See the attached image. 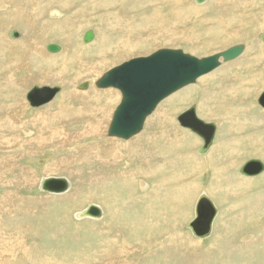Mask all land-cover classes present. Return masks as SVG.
Returning a JSON list of instances; mask_svg holds the SVG:
<instances>
[{
  "label": "rangeland",
  "instance_id": "1",
  "mask_svg": "<svg viewBox=\"0 0 264 264\" xmlns=\"http://www.w3.org/2000/svg\"><path fill=\"white\" fill-rule=\"evenodd\" d=\"M89 1L93 3L86 4V2ZM37 2H41V0H37ZM50 2L51 1L48 3L47 12L43 11L44 13L42 12L40 15L34 16V14L30 12V7H33L35 3L34 0H0V39H3L5 42L2 51L0 50V62H3L2 59L4 60V58L8 62H14V77L16 76L15 78L17 79L15 82L7 81L11 86L6 85L5 76L9 74V69L8 71L3 70L2 74L0 73V118L16 116L13 117V119H16L15 125H20L27 119L33 118L35 113L43 109V107H50L55 104V101L58 102L62 93L73 90L76 84L74 81L78 77L80 78L84 75L83 67L85 65L92 66L98 63V65L101 64L100 68L93 74V77H90L91 79H81L79 84L77 83V89L79 90L80 86L88 83L90 87L86 90H80H94L104 95L107 94L108 96H102L101 99H88L86 103L94 107L106 104L108 110H112V107L117 108L120 104L119 101L118 104L117 98H115L113 94H119L122 97L121 92L114 88H110V90L97 89L93 84H95L99 76L124 62L137 57L149 56L160 49H181L186 53L194 54L197 58L208 57L240 44L247 45L248 49L241 58L239 67L229 73L226 78H218V76L210 77L211 74L206 75L195 84L188 88H183L170 97L172 98L179 93H183L187 89L196 88V91L189 97L188 101L182 99L180 104H175L171 108L167 107L165 104L170 98L162 101L155 113L161 107L163 113H167V111L170 110L172 118L176 120L169 119L166 114L164 116L166 120L163 121V123H160L161 119L159 118L157 122L153 123V120L150 121V119L155 113L149 117L140 135H142L143 132L150 135V137L148 135L149 139L147 142L148 144L146 143V149L148 153H151L149 154L152 155L151 158L156 155L155 159L152 160V163L153 161L155 162L152 168L159 169L161 165L164 164L165 160L168 163L167 159L169 158L173 160L175 164L174 166L168 167L167 171L163 170L154 175H148L147 178L144 177L145 175L138 176L144 183L148 184L146 189H140L141 185L138 186V182L132 181L131 184H129L132 190V201L130 206L128 205L129 201L127 198L128 185H126L123 180L121 181V178L114 177L112 178V183H102L107 191V193H103L102 188L104 187L99 183H92L93 180L89 179L94 168L92 169L91 165H88V162L85 161L80 169V172L84 173V176L82 173H80L81 175L76 173L71 175L69 178L72 183V189L65 194L57 195V201L53 203L46 202L48 207L44 206L43 209L42 206L39 207L37 203L33 205L27 204V210H34L32 216L26 218V214L19 211V209L22 208L15 209L14 213L5 212L4 214L0 207V242L4 243V238H8L11 242L18 239L19 243L21 242L30 248L32 246L33 250L31 251L36 256L31 257L27 255L25 251L18 250L16 255H10L16 256L15 259L5 256L0 250V264H55V260L58 263L67 264H106L113 260L126 263L129 262L131 264H256V262H258V264H264V248H258L260 251L255 250V259H253L252 255L248 257L249 253H247V251L240 256L236 253L239 246L246 244L242 242L245 236L251 237L252 235V237L255 238L259 235V231L263 232L264 230V203L262 202V197H264V173L255 177H247L240 173L242 166L250 160L258 159L264 162V146L261 148V146L249 139V136L253 138V140H255V137L264 136V123L260 125L259 122L255 121V119L262 117V113L264 112V109L258 104L259 95L264 90V44L261 43L262 41L260 38L264 33V0H256V2L245 0V3L243 2L240 4L239 1L235 3V0H226V2L224 0L222 2L221 0L220 2L219 0H208L206 1L207 3L205 2L201 5L197 4L196 0H65V2H67L66 6L70 3L73 5L69 6V8L71 7L70 9L64 8L62 17L56 19L49 15V10L53 9L59 11L62 8L59 7L58 2H52V4ZM3 4L8 5L7 10L1 8ZM27 7L29 8L27 9ZM70 14L75 15V20H77L76 23H78L77 29L73 28L72 31L69 29L72 28V25H69L70 27L64 33L57 27L50 28L47 30V33L44 32V24L64 21L68 19ZM223 16L226 17L225 21H222ZM12 17L15 18V23L10 25L9 22ZM107 25L110 26L107 28ZM12 30L19 31L22 37L17 40L10 38ZM88 30H93L97 33V42L94 49L89 47L93 45V43L84 45L83 42L84 34ZM5 36L7 37L6 39ZM174 36L178 39L171 44L167 43V40ZM190 38H192L191 42L189 41ZM68 39H71V43H69L70 50H68V60L64 61L62 59V62L57 64H53L52 61L48 63L49 60L41 58L38 59L42 62L36 60V58L31 59V57H29V60V58L24 55L23 46H21V50L19 51L14 50L11 46V43L26 40L25 43L28 48L38 49L40 55L46 58L47 54L49 56L51 55L46 50L47 45L58 44L62 49H66L65 46ZM34 40L35 42H33ZM122 40H124V42ZM192 43L198 44L200 50L194 51L191 49L193 46ZM135 47H137L138 51ZM192 50L196 53H193ZM127 51L129 52L127 53ZM18 52H20L21 55H19ZM61 53L62 51L53 55H59ZM44 70L46 71L44 72ZM46 72H50L51 75L56 74L55 76L60 77H55V79L50 78L48 81H44V74ZM41 73L43 75H41ZM207 77H209L207 83L202 84L201 80ZM37 85L40 87H60L62 91L51 104L49 103L39 108H32L29 106V103L24 101V104H22L17 100L22 96L24 100V93ZM91 86L93 87L92 89ZM206 95H209L208 98H206ZM121 97L119 99L120 101ZM107 100L114 101H112V103L109 102L107 105V102H105ZM68 101L71 103L70 107L79 106L77 100L69 99ZM68 101H64L66 106L69 105ZM200 103L203 104L202 108L200 107ZM192 105H198L197 114H199L204 121L212 122L217 126L216 144L214 145L218 144L219 146L217 145V151L212 154L213 160L216 161V164H219L216 165V169L209 167L208 170L206 168V170H201V172L200 169H195L196 163L193 165L190 164V166L186 163L185 156L187 152L196 153V151H198L199 153V149L203 145V141L198 135L179 126L180 124L177 121L179 115ZM206 105L210 108H204ZM248 108L249 112L245 111ZM19 109L22 110L21 113H19ZM59 109L62 110L60 106H56L52 113L54 114L60 111ZM211 110L214 112L215 116L209 117L208 112ZM226 113L228 114L227 120L229 119V121L223 122L220 116L224 118ZM228 116L230 118L233 117L235 120H232L235 121L236 124L239 119L249 118L247 128L241 130L237 126H230L231 119ZM251 119L257 124L256 127H253V122L251 123L250 121ZM61 120H63V118H61ZM86 120V115H83L80 119H66L62 122V125L58 124V126L61 130L64 129L67 131L68 134L74 132L82 133L85 130L83 125H85ZM149 121L151 123H149ZM151 124L153 126H151ZM27 128L30 129L31 132H34L31 133V137L35 138L36 132L32 127ZM167 131H169L168 135H171L169 139L170 147H166L165 152L156 150V147H161L164 143H167L168 137L165 136V133H168ZM1 133L0 136L2 135ZM182 133L186 134V136L190 135L191 137H187L181 144H175L174 142L177 136H181ZM4 134L11 135L12 137L16 135L18 138H12V143H10L11 147L0 146V156H15V159L11 160L7 166H5L6 162L2 164L3 168L0 170H2L1 172L5 175V177L3 176V180L5 178L6 180H12L15 175L18 176L23 166H27L34 170L36 175L38 174L41 177L46 176L44 173L45 167L54 160L67 158L71 154L78 156L79 153H81L79 150L82 144L93 145L96 143L94 136H90L79 139L83 141L77 142V144L74 142L75 145H73L72 148H68L65 147L68 145V141L63 140V147L60 146L58 149H54V145L47 146L37 154H29L26 150L21 148V143L24 144V141L28 140L29 137L24 129L18 128L12 131L8 130L5 131ZM154 135H157L156 140L158 139V142L153 143L151 141ZM138 136L139 135H137V137ZM103 138L111 139V137H108L107 131L104 132ZM132 139L134 138L129 139V141ZM100 140L104 141L103 139ZM118 140L116 141L120 142L121 139ZM197 140L201 143H198ZM1 141H3L2 137H0V142ZM101 141L97 142L99 143ZM122 141L128 142V140ZM260 142H264V137L263 140H259L258 143ZM214 145L210 150L213 149ZM107 149L108 151L111 150V148L108 147ZM210 150L203 154L204 156L202 157H207ZM219 154L221 157H219ZM23 155L25 157H23ZM201 155L202 154L199 153V156ZM176 158L178 164L174 161ZM127 160L129 161V159ZM112 161L118 162L117 160ZM125 162L126 158L116 167L113 166L107 168V170L105 169V172L109 171L111 174L121 175L125 171L129 172L130 170L134 171L141 168L137 166L138 162L131 164L129 167H125L123 164ZM11 165L14 166L13 171L10 170L12 167ZM72 168L77 171L80 167L74 164ZM145 168L146 166H144V170ZM217 169H224V173L219 175L216 174L215 170ZM63 174L65 173H60L59 175L67 176ZM230 175L239 176L241 178L247 177L250 179L251 183L240 190L239 185H241V179L233 182V178ZM214 176L217 177L219 182L226 178L221 185V187H228L226 191H220L219 187L218 190L214 189L212 184ZM183 184L193 185V191L190 193L188 192L187 195L185 193L183 195H178L177 192H175V188L181 187ZM34 185L21 186V188L14 184L2 185L1 183L0 196L3 198L7 192H15L24 199L33 195L39 196L41 193L38 185ZM161 185L168 187L173 194L167 197V199H164L161 190L162 193L158 198H156V196L153 197L156 200L146 198L145 195H149L154 186L159 187ZM142 187H145V185ZM231 187H234L233 190ZM239 190L241 193L238 192ZM206 191L217 194V199L214 200L211 194L207 193L216 203L218 210L220 209V214L218 212L217 220H215L213 228L215 234L213 233L210 238L200 242L194 239L191 231L187 228V224L195 217L196 200L201 195V192ZM75 193H81V198L75 200V202L69 203L70 199L68 198V194L73 195ZM195 194L196 197H194ZM257 196L260 200L259 210L262 212L260 213V218L253 221L249 219L246 220L245 218L243 224L238 225V234H233L229 229V225L236 228L237 225L233 223V221H236L235 216L249 213V207L254 203ZM143 198L146 200L142 201ZM124 202H126L125 205ZM17 204L21 205V202L17 201L14 205ZM90 204H97L104 208L105 216L102 217L104 221L102 219H73L72 226H69L72 228L69 229L66 228L68 227L66 226L68 225L66 221L71 216L70 214H66L62 216L65 217L66 220L62 219L58 227L61 228L60 231L62 230L61 234H63V236L51 235V231L54 230V228L50 222L51 220L57 221L58 216L57 214H55L56 217L53 213L50 214V212H48L49 209L52 212L54 208L58 206L60 211H64L66 207H68V209L74 208V211L79 210L78 212L81 213ZM1 205L5 207L2 202ZM239 208H241V212L238 210ZM7 209L9 208L6 207L4 210ZM15 213L18 215L13 218ZM82 221H90L91 223L83 227L82 230L75 231L77 225L74 224V222ZM25 222L31 223L33 226L28 228L27 225L25 226ZM39 227H43L41 234L38 233L40 232L38 229ZM21 230L25 232L23 233ZM58 231L59 230H54L52 233L57 234ZM66 231L69 232L66 233ZM101 231H106V233H101ZM26 235L27 237L25 238ZM193 240H196L198 244H194L192 242ZM15 241L12 244H15ZM63 243L65 244L63 245ZM247 245L250 244L248 243ZM35 246L37 247L35 248ZM2 248L5 249V247ZM106 249L109 252H113L116 258L113 255H110L109 258ZM124 249H127L128 252ZM194 251L197 255H195V260L187 259L186 255ZM47 252H49L52 261L45 258V253ZM64 253H67L66 256H64ZM208 253L211 255V258L206 257ZM97 254L98 256H96ZM41 258H43V260ZM96 258L99 262H94ZM252 259L254 262L250 263L249 261ZM116 264L118 263L116 262Z\"/></svg>",
  "mask_w": 264,
  "mask_h": 264
},
{
  "label": "bare ground",
  "instance_id": "2",
  "mask_svg": "<svg viewBox=\"0 0 264 264\" xmlns=\"http://www.w3.org/2000/svg\"><path fill=\"white\" fill-rule=\"evenodd\" d=\"M35 1V3H34V5H33V7H30V9H31V11L30 12H32L33 14H34V16H37V15H40L43 11L44 12H47L48 10V3H49V1H51L50 3L52 4V2H58V4H59V7L60 8H62L61 10H53V9H51V10H49V15L52 17V18H60V17H62V12H63V9L64 8H67V9H70L69 8V6H72L73 4L72 3H70L68 6H66L67 4V2H65V0H41V2H37V0H34ZM39 1V0H38ZM153 1H155V0H153ZM206 1H208V0H206ZM223 0H221V2H222ZM225 2H226V0H224ZM239 1V4L240 3H243L245 0H235V3L236 2H238ZM248 1H250V2H256V0H248ZM219 2H220V0H219ZM91 3H93L92 1H89V2H86V4H91ZM151 3V2H150ZM207 3V2H206ZM224 3V2H223ZM245 3V2H244ZM156 4V3H155ZM135 5V4H134ZM154 5V4H153ZM197 5V4H196ZM220 5V4H219ZM226 5V4H225ZM2 7L1 8H3V9H5V10H7L8 9V5L7 4H3V5H1ZM198 6H200V5H198ZM221 6V5H220ZM223 6V5H222ZM243 6V5H242ZM10 7V6H9ZM119 7V6H118ZM225 7V6H224ZM29 7H27V9H28ZM120 8V7H119ZM234 8V7H233ZM12 9V8H11ZM26 9V10H27ZM97 9V8H96ZM129 9V8H128ZM131 10V9H130ZM129 10V11H130ZM28 11V10H27ZM43 12V13H44ZM109 12V11H108ZM117 12V11H116ZM11 14V13H10ZM122 15V14H121ZM144 15V14H143ZM155 15V14H154ZM157 15H158V13H157ZM64 16V15H63ZM159 16V15H158ZM123 17V16H122ZM127 17H128V15H127ZM152 17V16H151ZM2 18V17H1ZM49 18V17H48ZM124 18V17H123ZM149 18V17H148ZM223 18V20L222 21H225L226 20V17L225 16H223L222 17ZM11 19V18H10ZM76 18H75V15L74 14H70V16L68 17V19H66V20H64V21H61V22H55V23H52V24H44L43 26V29H44V32H46L47 33V30H49L50 28H52V27H57L62 33H64L65 31H67L68 30V28L70 27L69 25H72V28H69L70 30H72L73 31V28L75 29L76 27H77V25H78V23H76V21L77 20H75ZM140 19V18H139ZM14 20H15V18L14 17H12V19L10 20V22H9V24L10 25H13L15 22H14ZM50 20V19H49ZM104 20H105V18H104ZM117 20V19H116ZM126 20V19H125ZM158 20V19H157ZM151 21V20H150ZM46 22V21H45ZM95 22V21H94ZM25 23V22H24ZM110 23H111V21H110ZM122 24V23H121ZM131 24V23H130ZM263 24H264V22H263ZM102 25V24H101ZM111 25V24H110ZM110 25H107V28H108V26H110ZM28 26V25H27ZM36 26V25H35ZM29 27V26H28ZM133 27V26H132ZM1 28V27H0ZM211 28V27H210ZM21 29V28H20ZM25 29H26V27H25ZM42 29V30H43ZM77 29V28H76ZM148 29V28H147ZM225 29V28H224ZM29 30V29H28ZM31 30V29H30ZM51 31V30H50ZM80 32V31H79ZM236 32V31H235ZM71 33V32H70ZM81 33V32H80ZM94 33H96V32H94ZM103 33V32H102ZM130 33V32H129ZM131 34V33H130ZM130 34H128V35H130ZM32 35V34H31ZM107 35V34H106ZM263 35H264V33H263ZM7 36V35H6ZM5 36V39L8 37H6ZM33 36V35H32ZM132 36V35H131ZM156 36V35H155ZM21 37H22V34H21ZM104 37V36H103ZM124 37V36H123ZM123 37H121V38H123ZM262 37V36H261ZM260 37V38H261ZM11 38V37H10ZM67 38H69V37H67ZM84 38V37H83ZM23 39V38H22ZM100 39V38H99ZM105 39H106V37H105ZM142 39V38H141ZM140 39V40H141ZM178 38L177 37H172L171 39H169V40H167V43H173L174 41H176ZM191 39L192 38H190V42H191ZM15 40H17V39H15ZM70 40L71 39H68L67 41H66V49H62V53L61 54H59V55H53V54H51V53H49V54H51L50 56L47 54V57L45 58V57H42L41 55H40V52H38V49H35V48H33V49H35V50H33V49H30V48H28L27 46H26V43H25V41L26 40H24V41H20V42H17V43H11V46H12V48L14 49V50H21V46H23L24 48H23V50H24V55L27 57V58H29V57H31V59L33 58H36V60H38V61H40V62H42L41 60H39L38 58H41V59H46V60H49L48 61V63L50 62V61H52V63L53 64H57V63H59V62H62V59L64 60V61H67L68 60V57H69V52H68V50H70L69 49V43H71L70 42ZM107 40V39H106ZM110 40V39H109ZM108 40V41H109ZM128 40V39H127ZM126 40V41H127ZM244 40V39H243ZM123 42H124V40H122ZM148 41V40H147ZM261 41H262V38H261ZM33 42H35V40L33 41ZM38 42V41H37ZM96 42H97V33L95 34V39L93 40V42H91V43H89V44H87V45H90V44H92L93 43V45H91V46H89L90 48H95L96 47ZM106 42V41H105ZM117 42H119V41H117ZM245 42H246V40H245ZM4 40L3 39H0V50L2 51V48H3V46H4ZM30 43V42H29ZM44 43V42H43ZM120 43H122V42H120ZM129 43V42H128ZM131 43V42H130ZM134 43V42H133ZM136 43V42H135ZM139 43V42H138ZM141 43V42H140ZM261 43H263V41L261 42ZM46 44V43H45ZM100 44V43H99ZM193 44V46L191 47V49H193L194 51H197V50H200V48L198 47V44H196V43H192ZM264 44V43H263ZM35 45V44H34ZM84 45H85V43H84ZM122 45V44H121ZM141 45H142V43H141ZM240 45H243L244 46V52H243V54L239 57V58H237L236 60H232V61H229V62H224L223 64H222V66L221 67H219L218 69H216L215 71H213L212 73H210V74H207V75H210V77H216V76H218V78H226L227 76H228V74L229 73H231L233 70H236L238 67H239V65L241 64V58L244 56V54L246 53V51H247V45H245V44H240ZM9 46V45H8ZM41 46V45H40ZM39 46V47H40ZM98 46V45H97ZM100 46V45H99ZM255 46V45H254ZM35 47V46H34ZM111 47V46H110ZM110 47H109V49H110ZM132 47V46H131ZM142 47V46H141ZM234 47V46H233ZM252 47V46H251ZM32 48V47H31ZM46 48H47V46H46ZM88 48V47H87ZM99 48V47H98ZM231 48V47H230ZM122 49V48H121ZM126 49V48H125ZM135 49L137 50V47H135ZM254 49V48H253ZM84 50V49H83ZM104 50V49H103ZM134 50V49H133ZM192 50V52L193 53H196V52H194ZM101 51V50H100ZM122 51V50H121ZM138 51V50H137ZM225 51V50H224ZM254 51V50H253ZM118 52V51H117ZM129 51H127V53H128ZM223 52V51H222ZM99 53V52H98ZM104 53V52H103ZM131 53H133V52H131ZM135 53V52H134ZM186 53V52H185ZM220 53V52H219ZM18 54L19 55H21V53L20 52H18ZM101 54V53H100ZM187 54H189V53H187ZM214 54V53H213ZM215 54H218V53H215ZM134 55V54H133ZM190 55H192V56H194V54H190ZM82 56V55H81ZM86 56V55H85ZM99 56V55H98ZM104 56V55H103ZM150 56V55H149ZM212 56V55H211ZM196 57V56H195ZM246 57V56H245ZM263 57V56H262ZM1 58V57H0ZM105 58V57H104ZM103 58V59H104ZM29 60H30V58H29ZM132 60V59H131ZM251 60V59H250ZM2 61L3 62H0V73L2 74V72H3V70H7L8 71V69H9V74L7 75V76H5L6 77V85H9V86H11L7 81H11V82H15L17 79L14 77V62H12V61H10V62H8L5 58H4V60L2 59ZM130 61V60H129ZM28 62V61H27ZM72 62V61H71ZM246 62H247V60H246ZM29 63V62H28ZM27 63V64H28ZM245 63V62H244ZM248 63V62H247ZM259 63V62H258ZM30 64V63H29ZM99 64V63H98ZM98 64H96V65H92V66H84L83 68V70H84V75L82 76V77H78L74 82H76V84L74 85V89L73 90H70V91H67V92H64V93H62L61 95H60V99L58 100V102H56L55 101V104H53V105H51L50 107H43V109H41V110H39L37 113H35V116L33 117V118H29V119H27L25 122H22L20 125H15L14 123H15V120L16 119H13V117H16V116H11V117H3V118H0V133L2 134L0 137H2L3 138V141H1L0 142V146H10L11 144L10 143H12V138H18V136H11V135H6V134H4V132L5 131H8V130H10V131H12V130H14V129H18V128H22V129H24V131L28 134V140H25L24 141V144H22L21 143V148H23L24 150H26L29 154H37L39 151H42V149L44 148V147H47V146H52V145H54L55 146V148L54 149H58L60 146H62V144H63V140H67L68 142H67V144L68 145H66L65 147H70V148H72L73 147V145H75L74 144V142L77 144V142H81V141H83V140H79V139H82V138H86V137H90V136H94V139L96 140L95 142V144H93V145H87V144H85V145H83L82 144V147H80V152L81 153H79V155L78 156H76L75 154H71V155H69L67 158H60L59 160H54L52 163H50V164H48V166H46L45 167V170H44V173L46 174V176H43V177H41V176H39L38 174L36 175V173H35V171L34 170H32L31 168H29V167H27V166H23V168H21V171H20V174L17 176V175H15L14 176V178L12 179V180H6V178L3 180V176L5 177V175L3 174V172H1L2 170H0V184L2 183V185H7V184H14V185H16V186H18V187H24V186H27V185H31V186H33L34 184H36V185H38V188H39V191H40V193L43 195V197H41V196H39L38 198H34L35 199V201H34V199H33V197L31 198V197H29V198H27V199H24L23 197H21V196H19L17 193H15V192H7L6 193V195L3 197V198H1V196H0V207L2 208L1 209V211L5 214V212L6 213H14V210L15 209H18V208H22V209H19V211L20 212H24L25 214H26V218H28V217H30V216H32V214L34 213V210L32 211V209L31 210H27V209H25V208H23V206L22 205H24V204H26V205H24V206H27V204H28V202L29 201H32L34 204L35 203H37V204H39V207L40 206H42V209L44 208V206L45 207H48V205H46V202H51V203H53L54 201H57L58 199H57V195H54V194H49V193H45V192H42L41 190H40V186H41V182H42V180L44 179V178H47V177H61L62 175H59L60 173H65V174H67L69 177H71V175H73L74 173H76V174H79V175H81L80 173H82V172H80V169H81V167L83 166V164H84V162L85 161H87L88 162V165H91V167H92V169L94 168V170H92V172H91V174H90V178L89 179H91V180H93V182L92 183H94V184H100V185H102L104 188H102V190H103V193H107V191H106V189H105V186L102 184V183H106V184H108V183H112L113 182V180H112V178H114V177H118V178H121V181L123 180V182L126 184V185H128V190H127V193H128V196H127V198H128V201H129V203H128V205L130 206V203H131V201H132V199H131V196H132V190L130 189V185L129 184H131V182L132 181H136V182H138L137 183V185L138 186H140L141 188L140 189H143V188H145L146 189V187H148V184H146V183H144V181L142 180V179H140V178H138V176L140 177V176H144V177H148V175L149 176H151V175H154V174H156L157 172H161V171H163V170H165V171H167V168L168 167H170V166H174V164L175 163H173V160H171L170 158L169 159H167L168 160V163H167V161L165 160L164 161V164H162L161 165V167L159 168V169H156V168H152L153 166H154V161H153V163H152V160H154L155 159V157H156V155H154L152 158H151V156L152 155H149V154H151V153H148V151H147V149H146V143L148 142V139H149V137H150V135L149 134H147V133H142V135H140V134H138L139 136L137 137V135L136 136H134L133 138L134 139H132V140H130L129 141V139H128V142H126V141H122V140H126V139H121L120 140V142H118L119 140L118 139H120V138H118V139H116V138H114V137H111V139L109 138V139H104L103 138V135H104V132L105 131H107V133H108V129H109V125H110V123H111V121H112V115H114L113 114V112H114V110H115V108L114 107H112V110L110 109V110H108V106H106V104L105 105H103V104H101L100 106H93V105H89V104H87L86 103V100H88V99H94V98H98V99H101V97L102 96H108L107 94H102L101 92H97V91H94V90H92V91H82V90H78L77 88V86H78V84H79V81H81V79L82 80H84V79H89L90 77H93V74H95V71H97L99 68H100V65H98ZM250 64V63H249ZM26 65V64H25ZM24 65V66H25ZM65 65V64H64ZM243 65V64H242ZM248 65V64H247ZM27 68V67H26ZM25 68V69H26ZM22 69V68H21ZM42 69V68H41ZM45 69V68H44ZM16 70V69H15ZM20 71V70H19ZM28 71V70H27ZM46 70H44V72H45ZM49 71H51V70H49ZM78 72V71H77ZM76 72V73H77ZM80 72V71H79ZM81 72H82V70H81ZM52 73V72H51ZM64 73V72H63ZM97 73V72H96ZM105 74V73H104ZM27 75V74H26ZM31 75V74H30ZM40 75V74H39ZM41 75H43L42 73H41ZM45 76V78H44V81H48L50 78H54L55 79V77L56 78H58V77H60V76H55V75H51L50 74V72H46L45 74H44ZM28 76V75H27ZM102 76V75H101ZM101 76H99L98 78H97V80L99 79V78H101ZM206 75H204V76H202V77H200L199 79H201V78H203V77H205ZM18 77V76H17ZM24 78V77H23ZM209 77H207V78H205V79H202L201 80V83L202 84H205V83H207V81L209 80L208 79ZM30 79V78H29ZM91 79V78H90ZM198 79V80H199ZM23 80V79H22ZM93 80V79H92ZM92 80H90V81H92ZM94 80H96V79H94ZM97 80H96V82H97ZM197 80V81H198ZM2 82V81H1ZM4 82V81H3ZM19 82V81H18ZM22 82V81H21ZM25 82V81H24ZM96 82H95V84H93L94 86H96ZM26 83V82H25ZM78 83V84H77ZM233 83V82H232ZM245 84V83H244ZM63 85V84H62ZM22 86V85H21ZM38 86V85H37ZM48 86V85H47ZM191 86V85H190ZM190 86H187L186 88H188V87H190ZM42 87V86H41ZM88 87H90V86H88ZM93 87L91 86V89H92ZM96 88L97 89H99L97 86H96ZM233 88V87H232ZM107 89H109L110 90V88H107ZM185 89V88H184ZM235 89V88H234ZM25 90V89H24ZM102 90V89H101ZM100 91V90H99ZM117 91H118V89H117ZM196 91V88H192V89H187L186 91H184L183 93H179V94H177L176 96H174V97H172V98H170V97H168V98H170L168 101H167V103H165L166 104V106L167 107H169V108H171L172 106H174L175 104H180V101L182 100V99H184V100H186V101H188V99H189V97H191V95L194 93ZM208 91V90H207ZM220 91V90H219ZM231 91V90H230ZM179 92V91H178ZM264 92V90L260 93V95L262 94ZM27 91H26V93H24L25 95H24V100H23V96L20 98V99H17L19 102H21L22 104H24V101L26 102V103H28V101H27V99H26V95H27ZM113 93V92H112ZM120 93V92H119ZM258 93V92H257ZM230 94V93H229ZM249 94H251V93H249ZM174 95V94H173ZM210 95V94H209ZM209 95H206V98H208V96ZM259 95V96H260ZM113 96L115 97V98H117V102L119 101L120 102V95L119 94H113ZM256 96H257V94H256ZM103 97V98H104ZM215 97V96H214ZM168 98H166V99H168ZM212 98V97H211ZM56 99V97L51 101V102H49L50 104L54 101ZM61 99H62V101H61ZM69 99H71V100H77L78 101V103H79V106L78 107H70V101H68ZM165 99V100H166ZM89 100V101H90ZM165 100H163V101H165ZM64 101H68L69 102V105H65V102ZM112 101H114V100H112ZM112 101H110V100H107V101H105V102H107V105L109 104V102L110 103H112ZM72 102V101H71ZM119 102H118V104H119ZM210 102V101H209ZM215 102V101H214ZM49 103H47V104H49ZM114 103V102H113ZM47 104H45V105H47ZM201 104V103H200ZM199 104V105H200ZM19 105V104H18ZM45 105H43V106H45ZM111 105V104H110ZM160 105V104H159ZM159 105H158V107H159ZM30 106V105H29ZM56 106H60V108H62V110H60V111H57L56 113H52L53 112V109L56 107ZM62 106V107H61ZM42 107V106H41ZM157 107V108H158ZM200 107L202 108L203 107V104H201L200 105ZM114 108V109H113ZM204 108H210L208 105H206ZM263 109H264V107H262ZM167 109V108H166ZM20 110V109H19ZM19 110H18V112H19ZM157 110V109H156ZM188 110V109H187ZM213 110V109H212ZM209 111L208 112V115H209V117L210 116H215V114H214V112L213 111ZM21 111L22 110H20V112L19 113H21ZM163 111H164V109H163ZM166 111V110H165ZM198 111V105H197V108H196V113H198L197 112ZM245 111H247V112H249V108L247 109V110H245ZM155 113V112H154ZM153 113V114H154ZM165 113V114H164ZM162 112V109H161V107L158 109V111L155 113V115H153V117L150 119V121L151 120H153V123H155V122H157V120H158V118L159 119H161V121H160V123H163V121H165L166 119H165V115L167 114V117L169 118V119H172V120H176L175 118H172V115L170 114V110H168L167 111V113L166 112ZM183 113V112H182ZM181 113V114H182ZM261 113V112H260ZM83 115H86V122H85V125H83L84 127H85V130H84V132H82V133H77V132H74V133H70V134H68L67 133V131H65L64 129L63 130H61V128L58 126V124H60V125H62L63 123L62 122H64V120H66V119H80ZM198 115V117L199 118H201L200 116H199V114H197ZM223 115V114H222ZM227 113H226V115H224L225 117L224 118H222L223 116H220V119L223 121V122H228L229 121V119L227 120ZM262 117H260L259 119H255V121L256 122H259V124L261 125L262 123H264V112L262 113ZM8 116V115H7ZM180 116V115H179ZM201 116H202V114H201ZM233 116V115H232ZM166 117V118H167ZM229 117V116H228ZM61 118H63V120H61ZM179 118V117H178ZM230 118V117H229ZM3 119V120H2ZM149 119V118H148ZM148 119H147V121H148ZM202 119V118H201ZM231 120H230V126H237V127H239L241 130H245L246 128H247V125H248V121H249V118H247V119H239V120H237L238 121V123L236 124V122L235 121H233L232 119H234L233 117L232 118H230ZM203 120V119H202ZM218 120V119H217ZM226 120V121H225ZM235 120V119H234ZM146 121V122H147ZM149 121V123H151ZM178 121V120H177ZM251 121V123L253 122V120L251 119L250 120ZM110 122V123H109ZM148 123V124H149ZM178 123H179V121H178ZM109 124V125H108ZM159 124V123H158ZM180 124V123H179ZM145 125H146V123H145ZM151 126H153L152 124H151ZM164 126V125H163ZM179 126H181V125H179ZM257 126V124H255L254 122H253V127H256ZM27 127H32V129L36 132V137L35 138H32L31 137V133H34V132H31L30 131V129H28ZM150 127V126H149ZM182 127V126H181ZM180 127V128H181ZM184 128V127H183ZM238 128V129H239ZM258 128V127H257ZM148 129V128H147ZM163 129V128H162ZM235 129V128H234ZM168 130V129H167ZM169 130H171V129H169ZM177 130V129H176ZM186 130H187V128H186ZM188 130H190V129H188ZM229 130H230V128H229ZM23 131V130H22ZM164 131V130H163ZM191 131V130H190ZM168 133H165V136L166 137H168L167 139H168V141H167V143H164V145H162L161 147H156V150H158V151H163V152H165V148L166 147H170L169 146V139H170V136L168 135L169 134V131H167ZM189 132V131H188ZM177 133V132H176ZM192 133H194V132H192ZM171 134V133H170ZM191 134V133H190ZM257 134V133H256ZM255 134V135H256ZM148 135H149V137H148ZM197 135V134H196ZM217 135V134H216ZM159 136V135H158ZM186 134H184V133H182V135L180 136H177V138H176V141L174 142L175 144L176 143H182L185 139H187V137H191L190 135L189 136H186ZM31 137V138H30ZM183 137V138H182ZM264 137V136H263ZM263 137H255V140H253V138H250V136H249V139L250 140H252L253 142H255V143H257L259 146H261V148H263V146H264V142H260V143H258L259 142V140L260 141H262L263 140ZM20 138V137H19ZM156 138H157V135H154L153 137H152V139H151V141L154 143V142H158V139L156 140ZM183 140H182V139ZM201 138V137H200ZM100 139H103L104 141H101ZM113 139V140H112ZM118 140V141H116V140ZM131 139V138H130ZM216 139V138H215ZM219 139V138H218ZM231 139V138H230ZM14 140V139H13ZM17 140V139H16ZM156 140V141H155ZM19 141H20V139H19ZM85 141V140H84ZM97 141H101V142H97ZM150 141V142H151ZM203 141V140H202ZM231 141V140H230ZM8 142V143H7ZM172 142V141H171ZM197 142L199 143L200 141L199 140H197ZM17 143V142H16ZM70 143H72V144H70ZM173 143V144H174ZM201 143V142H200ZM27 144V145H26ZM70 144V145H69ZM92 144V143H91ZM148 144V143H147ZM179 144V145H180ZM197 144V143H196ZM195 144V145H196ZM214 144H216V142H214ZM221 144V143H220ZM239 144V143H238ZM20 145V144H19ZM87 145V146H86ZM218 145V144H217ZM217 145H214V147H213V149H209L210 150V153H208L207 155V157H202V156H204L203 154L201 155V156H199V153H198V151H196V153L195 152H193V153H191V152H187V154H186V163H187V165L189 164V166H190V164L191 165H193L194 163H196V166H195V169H200V171L201 170H206V168H207V170H208V168L209 167H213V169H216V165H219V164H216V161H214L213 160V158H212V154H213V152H216L217 151V149H216V147H217ZM57 146V147H56ZM81 146V145H80ZM219 146V145H218ZM226 146V145H225ZM11 147V146H10ZM63 147V146H62ZM64 147V148H65ZM107 147L108 148H111V150L110 151H108V149H107ZM148 147V146H147ZM150 147V146H149ZM197 147V146H196ZM239 147V146H238ZM1 148V147H0ZM20 148V147H19ZM150 148H152V147H150ZM177 148V147H176ZM47 149V148H46ZM79 149V148H78ZM237 149V148H236ZM168 150V149H167ZM208 150V151H209ZM207 151V152H208ZM238 151V150H237ZM43 152H44V150H43ZM206 152V153H207ZM240 152V151H239ZM154 153V152H153ZM9 154V153H8ZM178 154V153H177ZM205 154V153H204ZM19 155V154H18ZM183 156V155H182ZM23 157H25L24 155H23ZM23 157H21V158H23ZM178 157V156H177ZM219 157H221V155L219 154ZM126 158V162L125 163H123L124 164V166L125 167H129L131 164H135L136 162H138V165L137 166H139V168L140 169H138V170H134V171H129V172H127V171H125L124 173H122L121 175H117V174H111L109 171L107 172H105V169L107 170V168H109V167H113V166H117V165H119V164H121L120 162L123 160V159H125ZM182 158V157H181ZM15 159V156H11V155H9V156H0V169H2L3 167H2V164H4L5 162H6V165L5 166H7L9 163H10V161L11 160H14ZM96 159H97V161H96ZM127 159H129V161L127 160ZM22 160V159H21ZM112 160H117L118 162H116V161H112ZM174 161L177 163V158L176 159H174ZM251 161V160H250ZM181 162H183V161H181ZM198 162H200V163H202V164H200V163H198ZM241 162V161H240ZM264 163V162H263ZM74 164H76V166H78V167H80V168H78L77 169V171L76 170H73V168H72V166L74 165ZM178 164V163H177ZM26 165V164H25ZM94 167H93V166ZM228 165V164H227ZM230 165V164H229ZM12 166V165H11ZM144 166H146V168H145V170H144ZM176 166V165H175ZM19 167V166H18ZM17 167V168H18ZM178 167V166H177ZM6 168V167H5ZM13 168H14V166H12L11 167V169L10 170H12L13 171ZM77 168V167H76ZM191 168H193V167H191ZM225 168V167H224ZM233 168V167H232ZM91 169V168H90ZM19 170V169H18ZM115 171V170H114ZM164 171V172H165ZM224 171V169L222 170V169H217V170H215V173L216 174H222V173H224L223 172ZM202 172V171H201ZM200 172V173H201ZM150 173V174H149ZM264 173V172H263ZM262 174V173H261ZM14 175V174H13ZM82 175L84 176V173H82ZM264 175V174H263ZM83 176H81V177H83ZM222 176V175H221ZM231 176V175H230ZM245 176V175H244ZM62 177H64V176H62ZM80 177V178H81ZM232 178H233V182H236L237 180H240L241 181V185H239V188H240V190L243 188V187H247L250 183H251V181H250V179H248L247 177H249V176H247V177H236V176H231ZM231 177H229V178H231ZM79 178V179H80ZM123 178V179H122ZM137 178V179H136ZM68 180H69V182H70V184H71V186H70V189H72V183H71V181H70V179L69 178H67ZM164 179H165V177H164ZM226 179V178H225ZM225 179H223L222 181H220L219 182V180L217 179V177L216 176H214V179H213V187H214V189L215 190H218V187H219V190L220 191H226L227 189H228V187H226V186H222L221 187V185H222V182L225 180ZM196 183V182H195ZM240 183V182H239ZM36 185H34V186H36ZM143 185H145V187H142ZM166 185V184H165ZM165 185L163 186V185H161V186H159V187H157V186H154V188H152V192H150V194L149 195H145L146 196V198H148V199H150V200H156L155 198H153L154 196H156V198H158L159 197V195L163 192V198L164 199H167V197H170L171 196V194H173V192H171L170 190H169V188L168 187H165ZM125 186V185H124ZM167 186V185H166ZM232 186V185H231ZM8 187H10V186H8ZM21 187V188H22ZM30 187V186H29ZM100 187V186H99ZM37 188V187H36ZM233 188L234 187H231V189L233 190ZM144 189V190H145ZM176 190H175V192H177V194L178 195H183L184 193L187 195V193L189 192H192L193 191V185H185V184H183V185H181V187H178V188H175ZM143 190V191H144ZM161 190H162V192H161ZM240 190L238 191V192H240ZM142 191V190H141ZM109 193V192H108ZM202 193H205V194H207V193H209L208 191H206V192H201V194ZM241 193V192H240ZM80 194L81 193H75V194H68V198L70 199V201H69V203H72V202H75V200H77V199H80L81 197H80ZM145 194H147V193H145ZM209 194H211V196L213 197V199L214 200H216L217 199V194H215L214 192H210ZM209 194H207L208 196H209ZM243 194V193H242ZM137 195V194H136ZM228 195H230V194H228ZM238 195H240V194H238ZM257 195V194H256ZM57 196V197H56ZM139 196V195H138ZM141 196V195H140ZM194 197H196V194L194 195ZM233 197V196H232ZM212 199V200H213ZM260 199H261V197H260ZM15 200V201H14ZM27 200H29V201H27ZM66 200V199H65ZM143 200H146L145 198H143L142 199V201ZM198 200V199H197ZM197 200H196V202H197ZM17 201H20L21 202V205H19V204H17V205H14L15 204V202H17ZM1 202L3 203V205L5 206V207H3L2 205H1ZM32 202H30V204L31 205H33V203ZM127 202V201H126ZM126 202H124V205L126 204ZM259 202H260V200L258 199V196L256 197V199L254 200V203L249 207V213H247L246 215H243V214H238V216H235L236 217V221L234 222L233 221V223H235L237 226H236V228H234L232 225H229L230 227H229V229L231 230V232L233 233V234H238V225H241V224H243V220L246 218V220L247 219H249L250 221L252 220H257V219H259L260 218V213H262L260 210H259ZM262 202L264 203V197H262ZM91 205V204H90ZM93 205H96V206H98V207H100L99 205H97V204H93ZM196 205V204H195ZM215 205H216V203H215ZM217 206V205H216ZM9 208V209H7V210H4L5 208ZM101 209H102V211H103V217L105 216V211H104V208L103 207H100ZM60 210V209H59ZM65 210H69L68 209V207H66V209ZM64 210V211H65ZM220 210V209H219ZM238 210H240V212H241V208H239ZM19 212V213H20ZM231 212V211H230ZM229 212V213H230ZM46 213V212H45ZM79 213L80 212H77V213H75L73 216V218H74V220H79L80 218L78 217V215H79ZM219 214H220V212H219ZM17 213H15L14 215H13V218H15V217H17ZM43 216H46V215H43ZM19 217V216H18ZM56 217V216H55ZM72 217V216H71ZM2 218V217H1ZM20 218V217H19ZM25 218V217H24ZM58 219H57V221H53V220H51V222H50V224L52 225V227L54 228V230H59V229H61V228H58L59 227V224H60V222H61V220L63 219V220H66V218L65 217H57ZM217 218V217H216ZM237 218H238V220H239V223H238V220H237ZM103 220V219H102ZM215 220H217V219H215ZM25 221V220H24ZM23 221V222H24ZM104 221V220H103ZM22 222V223H23ZM66 222H70V217L67 219V221ZM1 223V222H0ZM21 223V222H20ZM26 224H25V226L27 225V227L29 228L30 226H33V225H31V223L29 224V223H27V222H25ZM83 223H86V222H83ZM83 223H81V224H83ZM101 223V222H100ZM80 224V225H81ZM17 226V225H16ZM66 226H68V225H66ZM20 227H21V225H20ZM106 227V226H105ZM37 228V227H36ZM66 228H69V227H66ZM213 228H214V226H213ZM39 229V231L40 232H38L39 234H41V230L43 229V227H39L38 228ZM52 229V228H51ZM54 230H52V231H54ZM79 230V229H78ZM11 231V230H10ZM12 231H13V229H12ZM23 233L25 232L24 230H21ZM52 231H51V235H58V234H54V233H52ZM6 232V231H5ZM58 232H61L62 233V230L60 231H58ZM106 233V231H101V233ZM46 233V232H45ZM79 233V232H78ZM213 233H214V229H213V232H212V235H213ZM4 234V233H3ZM16 234V233H15ZM215 234V233H214ZM60 235H62L63 236V234H60ZM179 235V234H178ZM2 236V235H1ZM16 236V235H15ZM4 237V236H3ZM27 237V235L25 236V238ZM80 237V236H79ZM184 237H186V236H184ZM194 237V236H193ZM29 238V237H28ZM21 239V238H20ZM194 239H196L197 241H203V239H198V238H195L194 237ZM105 240V239H104ZM196 240H193L192 242L194 243V244H198L197 242H196ZM15 241V240H14ZM14 241L13 242H11L8 238H4V243H1L0 242V250H1V252L2 253H4L5 254V256H7V257H11V258H15L16 259V256H10V255H16L17 254V251L18 250H23V251H25L26 252V254L27 255H30L31 257H34L35 255L32 253V251L31 250H33V247L31 246V248L30 247H28V246H26L25 244H23V243H19V240L18 239H16V241H15V244H12V243H14ZM112 242V241H111ZM242 242L243 243H246L245 245H241V246H239V249L236 251V253H238L239 255L238 256H240L242 253H244L245 251H247V253H249V255H248V257H250L251 255L253 256V259H255V250H258V251H260V249H258V248H264V230H263V232H260L259 231V235L257 236V237H255V238H253L252 237V235H251V237H244L243 239H242ZM61 243V242H60ZM250 244V245H247V244ZM65 243H63V245H64ZM33 245V244H32ZM112 246V245H111ZM110 246V247H111ZM190 246V245H189ZM200 246V245H199ZM2 247H5V249H3ZM37 246H35V248H36ZM60 248H67V247H60ZM195 248V247H194ZM193 248V249H194ZM198 248V247H197ZM51 249V248H50ZM133 249V248H132ZM196 249V248H195ZM194 249V250H195ZM61 250V249H60ZM126 252H128V250L127 249H124ZM187 250V249H186ZM61 251H64L63 249L61 250ZM20 252V251H19ZM106 252H108L107 253V256L110 258V255H113V256H115V258H116V255H114V253L113 252H109L107 249H106ZM170 252V251H169ZM21 253V252H20ZM140 253V252H139ZM25 254V253H24ZM65 255L64 256H66V254L67 253H64ZM21 255H23V254H21ZM195 255H196V253H195V251L194 252H192L191 254H189V255H186V258L187 259H189V260H191V259H194L195 260ZM96 256H98V254L96 255ZM197 256V255H196ZM222 256V255H221ZM36 257V256H35ZM204 257H205V255H204ZM203 257V258H204ZM206 257H210L211 258V255L208 253L207 254V256ZM43 258H44V256H43ZM43 258H41L42 260H43ZM45 258L46 259H49V261H52L51 259L52 258H50V254H49V252H47V253H45ZM54 258V257H53ZM253 259L252 260H250L249 262L251 263V262H254L253 261ZM34 260H36V259H34ZM33 260V261H34ZM39 260V259H38ZM99 262V260L96 258V259H94V262ZM125 261V260H124ZM206 261H208V260H206ZM48 262V261H47ZM103 262V261H102ZM107 262V261H106ZM116 262L118 263V264H131V263H126V262H121V261H116V260H113V261H110V262H108V263H106V264H116ZM190 262V261H189ZM33 263H35V262H33ZM55 264H67V263H58L56 260H55ZM256 264H258V262H256Z\"/></svg>",
  "mask_w": 264,
  "mask_h": 264
},
{
  "label": "water",
  "instance_id": "3",
  "mask_svg": "<svg viewBox=\"0 0 264 264\" xmlns=\"http://www.w3.org/2000/svg\"><path fill=\"white\" fill-rule=\"evenodd\" d=\"M206 0H196L204 4ZM11 38L18 39L21 33L12 30ZM264 43V35H262ZM95 39L93 30L84 34L83 42L89 44ZM51 54H58L62 47L49 44L46 48ZM244 52L243 45H236L212 56L197 58L181 49H160L150 56L137 57L116 66L101 76L96 82L99 89L114 88L121 92V101L116 108L108 129V137L130 139L140 134L147 119L156 111L158 105L183 88L193 85L197 80L212 73L229 62L239 58ZM85 83L80 89L86 90ZM60 87L34 86L28 91L26 99L32 108H39L51 102L60 92ZM258 104L264 107V92L258 98ZM197 105L183 112L178 121L184 128L190 129L203 140L200 154L206 153L215 142L217 126L198 117ZM264 172V163L258 159L246 162L240 169L245 176L255 177ZM70 182L65 177H47L41 182L40 190L45 193L61 195L70 190ZM218 208L210 196L202 193L195 206V217L187 224L188 230L198 239H208L212 235ZM78 217L80 219H102L103 211L96 205H89Z\"/></svg>",
  "mask_w": 264,
  "mask_h": 264
},
{
  "label": "crops",
  "instance_id": "4",
  "mask_svg": "<svg viewBox=\"0 0 264 264\" xmlns=\"http://www.w3.org/2000/svg\"><path fill=\"white\" fill-rule=\"evenodd\" d=\"M63 175H67V174H63ZM64 177H65V178H69L68 175H67V176H64ZM69 179H70V178H69ZM41 195H42V194H39V196H41ZM39 196H37V195L34 196V195H33V196H29V197H31V198L33 197V199H34V198H37V197H39ZM29 197H28V198H29ZM41 197H43V195H42ZM27 201H29V200H27ZM34 201H35V199H34ZM30 202H32V201H29V202H28V205L30 204ZM32 203H33V202H32ZM33 204H34V203H33ZM86 207H87V206H86ZM23 208L27 209L26 206H23ZM59 209H60V208L57 206V207L54 208V210H53L52 212H51L50 209H49L48 212H50V214L53 213L54 216H55V214H57L58 217H62V216H64V215H66V214H70V216H72V217H70V222H67V224H68V227H69V226H72L71 224H72L73 219H74V218H73V217H74L73 215H74L75 213H77L79 210L74 211L75 209L72 208V209H69V210L60 211ZM29 210H30V209H29ZM86 219H90V218H86ZM83 222H86V223H83ZM81 223H83V224H81ZM90 223H91L90 221H89V222H88V221L74 222V224L77 225L76 228H75V231L78 230V229H79V230H82L83 227L88 226ZM80 224H81V225H80ZM214 224H215V223H214ZM80 227H81V229H80ZM70 228H72V227H69V229H70ZM59 230H60V229H59ZM69 231H70V230H69ZM69 231H66V233L69 232ZM55 234H56V233H55ZM57 234L60 235L61 232H58Z\"/></svg>",
  "mask_w": 264,
  "mask_h": 264
}]
</instances>
